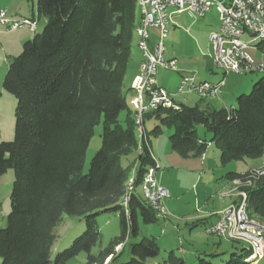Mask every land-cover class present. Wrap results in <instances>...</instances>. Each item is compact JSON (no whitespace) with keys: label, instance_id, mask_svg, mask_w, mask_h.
I'll use <instances>...</instances> for the list:
<instances>
[{"label":"trees","instance_id":"16d2710c","mask_svg":"<svg viewBox=\"0 0 264 264\" xmlns=\"http://www.w3.org/2000/svg\"><path fill=\"white\" fill-rule=\"evenodd\" d=\"M36 10L45 19L43 28L8 61L2 83L16 106L13 138L0 141V175L8 169L14 174L10 210L0 228V264H68L81 252L86 253L84 264H102L109 255L110 264H151L147 260L160 249L156 238L134 240L138 218L148 224L158 217L140 193L146 168L153 163L149 133L158 135L160 124L172 127L170 146L182 157L201 156L209 143L220 149L222 165L262 157L264 72L248 93L236 96L232 108L176 102V107L144 113V122L145 117L156 118L160 124L139 141L123 90L140 17L137 0H36ZM258 45L264 52V40ZM101 120V145L84 172L86 149ZM198 125L211 134L209 140L199 136ZM252 171H227L224 177L245 182L254 178ZM131 176L133 191L125 211L121 198ZM240 190L246 192L248 213L264 223V177ZM104 213L119 215L120 234L93 254L100 235L98 217ZM63 214L80 217L85 228L53 254ZM119 243L123 249L116 253ZM125 250L128 258L120 261ZM250 252L244 246L235 249L228 263L250 264ZM183 262L170 253L164 264ZM198 264L212 263L199 257Z\"/></svg>","mask_w":264,"mask_h":264},{"label":"rangeland","instance_id":"374dc122","mask_svg":"<svg viewBox=\"0 0 264 264\" xmlns=\"http://www.w3.org/2000/svg\"><path fill=\"white\" fill-rule=\"evenodd\" d=\"M0 5L9 9L10 12L14 10L13 13L24 15L17 17H34L28 16L31 15V9L34 10L36 15V0H0ZM15 8L19 9L15 11ZM171 10L172 8L168 9V11ZM43 24L44 18L41 15L35 32H31L26 28H19L12 31H4L0 28V42L4 48V51L0 50V141L12 140L15 125L14 109L16 106V98L13 94L6 91L2 84L8 61L12 56L21 52L22 44L25 40L32 38L36 32L42 30ZM219 24V16L214 8L208 11L203 17H196L188 12L172 15L167 26V35L164 38L166 53L169 54V57L173 56L177 58L178 67H208L206 72L210 77L215 74L221 76L223 70L218 68L213 61V45L209 41V34L213 31H218ZM174 25H177V27H174ZM154 34L156 35V31ZM243 38L248 39V34H244ZM134 39L135 37H133V45L135 42ZM248 52L256 61L264 62V52L258 44L255 47H250ZM194 70V72L198 71L199 73L198 79L202 78V80H206L208 78L205 77L204 72H199L198 69ZM262 74L263 72L256 71L244 74L228 72L225 76V85L222 88L223 96L227 98L225 106L227 108L235 106L236 96L241 93H248L253 83ZM178 79L180 80V76L176 71L158 69L157 84L164 87L168 92H177ZM234 88L237 89L236 92L233 91ZM132 97L133 95L126 94L128 104H130ZM175 99H182L180 102H184L187 105H195L196 103L208 101L200 100L193 93H178ZM124 116L125 111L123 110L119 114V120L122 121ZM157 123L160 124L158 119L145 117L144 124L147 131H150ZM101 132L102 120L94 127L86 149L83 166L84 172L88 170L91 157L101 145ZM171 132L172 127L160 124V132L158 135L149 133L153 148L155 147L156 136H158L159 147L164 148L163 144L166 141V148L169 147L170 151L169 135ZM197 132L199 136L207 140L211 136L202 125L197 126ZM205 150L208 166L203 169L195 167L188 168L184 165L179 166L174 164L170 166L158 161L160 167L156 175L157 180L169 190L170 194L165 201L167 213L166 216H158L155 222L148 224L138 218V234L134 237L135 241H139L144 236H153L156 238L160 249L156 257L147 260L151 264H164V261L170 257V253L182 258L184 260L183 264H198L199 257L204 258L206 261L209 260L212 264H239L234 262L228 263L232 257L231 252L235 249L239 251L242 246L250 248L246 243L233 241L214 233H209L205 229V223L193 225V222L196 221L193 216L197 215L201 210L211 212L221 206L224 201L228 202L231 199V197L227 196L230 192L229 187L231 185L228 184L226 186L228 182L224 178V174L227 171H243L249 168L258 171V174L253 176L254 178H251L249 183L238 181L235 184L237 195L241 186L253 185L255 178L261 175L264 177V171H262L264 170V153L260 158L252 159L245 157L242 160H232L222 165L219 162V158L216 157V155L219 156L220 149L215 143H209ZM196 157L200 159L199 156ZM189 159L194 161L195 158L191 157ZM122 163L126 165L127 160L123 159ZM13 178L14 174L12 169H8L0 175V228L6 225L7 215L10 210L9 196ZM223 185L226 187H223ZM235 201H238L237 197L231 203ZM216 216L215 211H213L211 217ZM250 217L254 221H259L264 225L258 217L254 215H250ZM98 224L100 235L97 243L92 247L91 252L93 254H97L100 250L108 247L110 240L120 234V218L117 213L101 214L98 217ZM84 228V221L80 217L63 214L62 220L56 228L57 236L52 248L53 254L70 245L74 238L83 232ZM122 247L123 245L119 250L116 251L114 249V251L118 253L123 249ZM107 258L103 259L102 264H110L112 258L111 256ZM127 258L128 255L125 250L118 259L124 261ZM85 262L86 253L81 252L79 255L69 259L68 264H84ZM257 262L264 264V258L254 261V263L251 262L250 264H256ZM92 264L99 263L94 262Z\"/></svg>","mask_w":264,"mask_h":264},{"label":"built area","instance_id":"2783aa9c","mask_svg":"<svg viewBox=\"0 0 264 264\" xmlns=\"http://www.w3.org/2000/svg\"><path fill=\"white\" fill-rule=\"evenodd\" d=\"M139 21L134 27V33L138 37L137 47L142 55L139 71L131 82L134 96L130 104L134 111V120L138 140H145L144 113L151 111V104L154 101H166L176 103L173 96L164 87L157 84L158 69L181 72L178 93H193L200 100L216 99L220 93H213V86L224 85V79L216 82L197 80L195 72H182L177 60L174 58L159 57V47L164 43L167 35V26L172 15H179L184 12H197V16L203 17L211 9H215L221 24L220 33L209 34V41L213 45V61L215 65L223 70L224 74L235 72L244 74L253 71L264 72V62L256 61L248 52L249 38L255 35H264V26L261 25V17H264V0H247V7H240L239 0H137ZM172 8L171 11H168ZM38 18L17 17L7 13L5 8L0 7V28L4 31H12L19 28H26L35 32L38 27ZM223 29H231L237 34V42H227L223 38ZM156 31V35L153 34ZM248 34V39L243 35ZM0 50H3L0 42ZM151 156V150L149 149ZM264 166V165H263ZM159 163L153 160L148 165L140 185V193L144 200L151 206L155 203L157 216L165 215L167 210L165 201L170 196L169 190L157 180ZM264 168V167H263ZM264 171V170H262ZM252 176L258 171L253 170ZM240 180H234L238 183ZM133 191V176L127 181L126 193L121 198V204L125 211H128L130 194ZM245 191L239 190L238 201L226 206L224 212H219L218 219L207 226L209 233L220 237H227L232 233L229 228V221L242 220V226L254 225L258 229H264V225L254 222L252 217L245 212L243 196ZM230 209H237V216H230ZM255 240L258 247V254L264 250V243L257 241L256 235H249ZM122 243L115 245L117 251ZM108 258L110 257L107 256ZM107 258V259H108Z\"/></svg>","mask_w":264,"mask_h":264},{"label":"crops","instance_id":"0c3cea01","mask_svg":"<svg viewBox=\"0 0 264 264\" xmlns=\"http://www.w3.org/2000/svg\"><path fill=\"white\" fill-rule=\"evenodd\" d=\"M0 7L1 8H5L7 10V13L9 15H11V16H24L23 14L20 15L19 13H13L14 10L10 12L9 9H7L6 7H3L1 5H0ZM16 9H19V8H15V11H16ZM35 12H36V15L34 13V10L31 9V15H28V16H37L38 17L37 10ZM38 19H40V17H38ZM44 21H45V19H44ZM174 27H177V25H174ZM154 33H155V31H153V34ZM134 37H135V39H134L135 42H134V45H133V42H132L131 56H130V59H129V63H128V66H127V69H126V72H125L124 82H123V90L125 92V98H126V94L127 93L129 95H133L134 96V90L131 87V82H132L133 78L137 75V73L139 71L140 62L142 60V55H141V53H140V51H139V49L137 47L138 37L136 35H134ZM23 41H24V39H23ZM23 41H21V42H23ZM1 46H2V44H1ZM2 48H3V46H2ZM2 51H4V48H3ZM166 55H167V57H169V54L168 53H166ZM169 58H174V59L177 60V58H175L173 56H170ZM179 69L182 72H184V73L194 72L195 71L194 69H198L199 72H204L205 77H208V78L206 80H204V79L202 80V78L201 79L200 78L198 79V74L199 73L197 71V72H195L196 73L197 80L216 82V81H219L221 79H224V85H225V76H226V74H224V72H222V75L221 76L215 74V75H211V77H210L208 75V73L206 72L207 69H208V67H183V66H181V67H179ZM177 73H178L179 76H181V72L180 71L177 72ZM224 85H220V91H219L220 94H219V96L216 99L208 100V101H206L204 103L201 102L202 104L201 103H196V104H198L201 108H215V109L216 108L217 109L218 108H222V107L227 108L225 106L226 105L227 98L224 97L223 96V93H222V88H223ZM233 91L236 92L237 89L234 88ZM170 93L172 94L173 100L175 102H180V100H182V99H179V100H176L175 99V96L178 95V92H174V93L173 92H170ZM182 103H184V102H182ZM144 127H145V124H144ZM145 130H146V132H148L146 128H145ZM158 141H159V138H158V136H156V139H155V147L153 148L152 142H151V140L149 138V147H150V150H151V156L153 157V159L155 161H157V162L159 161V162L165 163V165H170V166H172L173 164L174 165H179V166L184 165L185 167H188V168L195 167V168H201V169H203L206 166H208V159H207L206 150L204 151V153L201 156H199L200 159H198V157H193L195 159H194V161H191L189 158H191L192 156H190V157H182L177 152H175L174 150H172V148L169 151V147L166 148V141L163 144V147L164 148H161V147H159ZM216 157L219 158L218 155H216ZM188 164H190V165L188 166ZM191 165H193V166H191ZM255 168H257V166H255ZM251 169H253V168H249L248 170H251ZM248 170H243V171L236 170V171L242 173V172H245V171H248ZM226 181L228 182L226 184V186H228V184L231 185L229 187V189H230L229 191L230 192L228 194L226 193L227 196L231 197V199L228 202L224 201L221 206H219L218 208H216L215 210H213V211H215V214L217 215L216 217H211V213L213 211L208 212V211L201 210V212H199L197 215L193 216V218L196 219V221L193 222V225L194 224H198V223H205V229H206L208 225L214 223L218 219L219 212L223 208H225L226 206H228V204H230L231 201L236 200V197H237V189H236V185H235L236 183L234 181H230V180H227V179H226ZM226 186L223 185V187H226ZM237 199H238V197H237Z\"/></svg>","mask_w":264,"mask_h":264},{"label":"bare ground","instance_id":"6f19581e","mask_svg":"<svg viewBox=\"0 0 264 264\" xmlns=\"http://www.w3.org/2000/svg\"><path fill=\"white\" fill-rule=\"evenodd\" d=\"M240 7H247V0H239ZM197 17V12H188ZM261 25L264 26V17H261ZM221 32V24H219L218 31H213L211 33H220ZM210 33V34H211ZM223 38L227 39V42H237V34L236 32H232L231 29H223ZM264 40V35H255L249 38V48L255 47L256 44ZM259 41V42H257ZM159 57H166V46L165 43H161V47H159ZM263 72V71H256ZM220 85L213 86V93H219ZM176 107L175 103H169L166 101H154L151 104V111L157 109L158 107ZM153 159V157H152ZM154 160V159H153ZM250 178L245 180V183H249ZM231 206V205H229ZM243 206L245 212H247V196L244 194L243 196ZM151 208L155 211V203H151ZM224 212V210H222ZM167 210H165L166 216ZM249 214V213H248ZM230 216H237V209H230ZM256 223H260L259 221H254ZM262 224V223H260ZM263 225V224H262ZM229 228L232 233H227L228 239L235 240L238 242L246 243L251 248V254L246 257L247 262H254L257 260H261L264 258V250L260 251V255L258 254V247L255 240H252V237L249 235H256L257 241L260 243H264V229H258L254 225L242 226V220H231L229 221Z\"/></svg>","mask_w":264,"mask_h":264},{"label":"clouds","instance_id":"9594fccd","mask_svg":"<svg viewBox=\"0 0 264 264\" xmlns=\"http://www.w3.org/2000/svg\"><path fill=\"white\" fill-rule=\"evenodd\" d=\"M123 244V243H122ZM111 256V255H110ZM106 258V257H105Z\"/></svg>","mask_w":264,"mask_h":264}]
</instances>
